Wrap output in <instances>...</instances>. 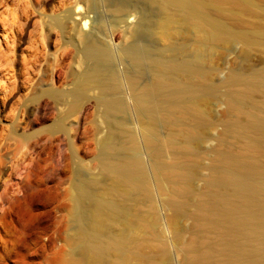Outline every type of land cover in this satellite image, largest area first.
Instances as JSON below:
<instances>
[{
  "label": "bare ground",
  "instance_id": "6f19581e",
  "mask_svg": "<svg viewBox=\"0 0 264 264\" xmlns=\"http://www.w3.org/2000/svg\"><path fill=\"white\" fill-rule=\"evenodd\" d=\"M70 1L73 4L71 8L65 4V7L69 6L66 10L58 7L59 10L56 8L54 12H47L43 7L35 6L31 0H19L15 7L18 5L20 15L17 13L19 10L11 9V18H8L11 19L9 30L15 34L12 35L11 47H8V53L0 49V54L7 56L6 65L16 63L24 43L21 35L29 33V26L34 28L30 31L31 39L39 36V32H42L39 30L43 29L45 36L41 35L49 44L51 34L58 31L63 44L75 49L77 54L72 64L77 70L72 72L73 88L58 89L55 81L37 80L30 86L35 96L26 105V115L37 118L44 116L49 108L61 107L64 111L62 119L53 128L63 132H68L71 126L81 122L89 107L86 100L90 96L95 98L101 112L109 118L128 109L126 96L123 95V84L126 82L122 84L118 71L110 67L114 58L111 46L99 44L92 37L88 39L98 21L91 14L96 13L101 0ZM128 1L123 0L122 3L128 4ZM146 2L156 6L160 17L156 34L161 41L168 43L155 57L135 45L126 49L125 53L133 67L128 74V89L139 114L144 131L142 143L150 162L145 159L134 130L126 137V146L129 148L131 145L129 149L132 153L121 156L124 138L121 139L115 122L108 125L107 134L99 143L101 152L96 159L99 173L85 179L78 177L72 183V227L65 239L69 250L55 238V250L46 254L45 262L169 264L165 261L169 257L168 245L165 233L160 229L161 218L155 202L157 192L166 197L164 205L170 211L169 226L174 230L175 240L183 255L181 264H264V70H231L227 77L217 82L213 79L217 68L212 63L208 64L215 48L226 50L235 44L243 46L246 59L254 51L264 54V0ZM82 7L84 12H75ZM137 7L127 14L125 7L119 8L118 14L121 18L137 17L133 25L138 29L147 23L148 16ZM76 16H80L84 24L76 22ZM33 17L39 18V21H33ZM91 21L92 30L84 31L83 28L86 30ZM7 22L4 23L9 24ZM70 23L75 26H70ZM189 33L195 35L198 47L194 59L181 56L182 44ZM8 37L6 43H10ZM104 38L107 39L106 36ZM70 47L69 50L72 49ZM36 50L35 54L38 53ZM24 60L26 62L25 57ZM145 64L153 74L149 85L140 83ZM62 68L55 77L60 78ZM13 76L16 81L9 77L3 80L5 87L1 89L7 98L23 83L20 73ZM33 80L26 78L27 82ZM221 87L222 102L231 117L224 121L225 130L218 136L212 160L206 165L208 172L204 174L202 169L205 166L200 162L197 147L200 141L197 142V136L201 121L213 124L217 121L212 119L210 107H205L203 103H207L210 94L214 95ZM257 95L262 96L263 100ZM15 118L8 129L0 133L5 149V152L0 151V164L7 162L13 170L16 159L27 145L33 152L39 151L33 153L38 160L41 154V140H33L32 135L27 133L33 122L23 126L21 132L18 127H22L23 123ZM66 120L69 122L66 123ZM225 136L234 139L235 144L224 146ZM31 174L32 170L25 169L20 179H28ZM199 178L204 181L202 186L197 184ZM8 183L7 179L0 181V198ZM13 183L11 181L9 186ZM144 206L147 209H143ZM12 212L11 205V243L17 230ZM185 219L192 220L189 238L185 236ZM57 236L61 237L60 234Z\"/></svg>",
  "mask_w": 264,
  "mask_h": 264
},
{
  "label": "rangeland",
  "instance_id": "374dc122",
  "mask_svg": "<svg viewBox=\"0 0 264 264\" xmlns=\"http://www.w3.org/2000/svg\"><path fill=\"white\" fill-rule=\"evenodd\" d=\"M31 1L35 6L43 7L42 9H45L47 12H54L56 8L59 10L60 7L62 10H66L70 5L73 7V4H71L72 2L70 0ZM72 1L74 2V0ZM130 1H128V4L122 3L123 0L99 1V3H101L98 4V8L95 11L96 13H93L94 15L91 14V17L97 18L96 21L98 20L99 22H96L95 28L93 30L92 21L86 30L83 28V30L86 32H90L92 30V34L89 35L88 39L92 37V39L96 40L99 44L111 46L110 48L114 58L110 64V67L116 72L118 71L119 76L122 79V84L126 82L123 84V95L126 96V109H128L117 113L114 118H109L101 112L98 102L93 96L88 97L86 100V102L89 104V107L84 113L81 122L79 124H74L73 126L70 125L71 127L68 132H63L62 130L53 128V126L62 119L61 117L64 111L61 109V107L49 108L46 110L44 116L38 118L34 115H26V105L30 103L35 96L34 92L31 91L30 86H33V83H35L37 80H42L49 83L55 81V87L58 89L70 90L73 88L72 72H75L77 69L75 68V64L73 65L72 63L75 62L77 52L74 48H72V46L70 47L69 45L63 44L62 39L59 38L61 35L58 31H55L54 34H51V43L47 44L46 40L44 41L43 39L45 38V32L43 29H40L38 26L40 29L39 31H42L39 32L40 34L38 35L40 36L42 33L44 36H41L43 37L35 36L33 39H31L30 31H33L34 28L33 26L27 27L29 33L26 36H23L24 34L21 35L24 37V43L21 45V50L18 52L20 55L17 59V62L12 65L13 67L10 64L9 66L6 65V60H8L7 56L3 55L2 53L0 54V70H2L0 73V133L5 129H8L10 122H12L13 119L16 120L15 117H17V120H20V122L23 123L22 127H18L20 131H23V126H26L28 122H33V126L27 130V133L32 135L31 138L33 140H41V154L39 160L37 155H33L35 152H33L27 145L24 147L20 156H18L16 159L17 167H15L16 165L14 164V170L12 167L10 168V164L7 162L0 164V181L4 179H7L9 183H11V181L13 183L14 181L13 184H10L12 186H9L8 183V186L5 187L6 189L4 188L5 193L3 192L2 198H0V210L2 209L0 211V264H47L44 258L46 254H50L55 250L54 242H56V239H58V241L60 240L59 243L65 247L67 233L72 227V183L74 180L78 179V177L81 179L83 177V179H85L93 173H99L97 168L98 162L96 159L101 152L99 143L101 139L107 134L108 125L114 124L115 122L114 125H116V130H119V135L122 137L121 139L124 138L123 145L125 144V146L120 148L121 156L124 155V153L126 155L132 153V151L129 149L131 148V145L129 144L130 147H127L128 143L126 137H128L127 135H130L131 131L133 132L134 130V134L138 136L141 143V151H143L142 153L145 155L147 162H150V159L147 156L146 150L144 149L142 143L144 131L142 132L139 114L134 107V101L131 97L132 93H130L131 90H129L130 88L128 89V74L131 72L133 67L130 58L125 53V50L135 45L137 48L147 51V53L151 54L152 57H155L157 52L159 53L162 46L168 42L161 41L156 34V24L160 19L156 10V6L148 4L146 0ZM14 2L16 3L14 4ZM18 2L19 0H0V14H3L0 17L2 18L0 19V49L1 51L4 50L3 53L9 52L8 47H11V41L14 37H12V35H15L10 31L11 27H9V25H11V19L8 18H11L10 16L13 10H19L18 5L17 8L15 7ZM65 4L69 6L65 7ZM124 7H127L128 9H124ZM135 7L143 10L148 16L147 23L139 26L138 29L133 25L137 22V17L121 18L118 14L119 8L127 10L125 13L127 14L129 10H133ZM83 10L84 9L82 7L75 10V12L77 11L76 13H78L82 12ZM17 13L20 15V10L19 12L17 11ZM5 19H8L9 21L7 20V22ZM32 19H34L33 21L36 22L39 21V18L37 17H33ZM2 20L9 24H5L4 22L2 23ZM75 21L79 24H84V20H82L80 16H76ZM70 24V26L73 25L72 23ZM72 32L73 31H71V33ZM7 35L9 36L8 38L10 43H6ZM189 35V37L187 36L185 38V42H183L181 47V56L184 59H194L198 50L195 35L193 33H189ZM105 36L107 37L108 41L106 38H104ZM35 39L37 40L38 44L41 41L42 42L38 45L35 42ZM34 42L36 43V48L33 47ZM68 46L73 50H69ZM242 47L243 46L241 44H235L232 48L226 50L215 48L216 51L214 50V56L211 61L208 62V64L211 65L212 63V65H214L213 67L216 66L215 68H217V71L214 74L215 76L213 75L214 80L217 82L223 80L225 77H227L229 71L235 69L246 70L255 68L256 70H264V54L254 51L250 54L249 58L246 59L243 55L244 48ZM59 48L61 50H59ZM34 50L38 51V55L35 54L36 52ZM39 51L44 53L42 54ZM60 51L62 54H65L62 55ZM34 56H38L39 58ZM68 57L70 59H68ZM35 61L37 63H35ZM33 65H36L34 67L35 70L32 69ZM69 67H71V71L68 70ZM61 68L64 72H62L60 76L62 80L58 76V78L55 77V75L59 74ZM149 68L150 67H148L147 64H145L144 68H142V76L140 81L141 84H150L153 74ZM18 73H20L19 77L23 83L19 89H15V92H13L12 95L7 98L5 97L3 89H1L5 87L3 80H6L9 77L12 80L14 79L13 81H16V77L14 78L13 75ZM63 74H66V76ZM27 77L34 78V80L28 81V83L26 81ZM16 85H18V83ZM125 86L127 87L125 88ZM217 93L214 95L210 94L211 97L209 96V98L211 101L209 99L206 100L207 103H203L205 104V107H210L209 109L213 115L212 119L217 122L213 124L209 123L208 121H201L202 131L200 130L197 136V142H200H196L200 152V162L205 166V168L202 169V173L204 174L208 172L206 165H208L212 160L211 156L213 155L214 148L218 144V136L221 135L225 130L224 121L231 117V114L226 109L225 103L222 102V87ZM257 96L259 97L260 95ZM260 97L261 99L263 98L262 96ZM257 99L259 100L260 98ZM156 102L157 101H155V103ZM70 120L71 119H69V121ZM69 121L66 120V123ZM122 133L125 134V137ZM3 143V137L0 135V147L2 148L0 151L2 150V152H5V149H3ZM234 144L235 141L230 136L224 137V146H231ZM199 147H201V149ZM36 161H39V163L37 164ZM28 162H31V164L28 165ZM25 169L32 170V174L28 179H20V174ZM101 179H103V177ZM203 183V179L199 178L197 181L198 186H202ZM101 185L102 184L99 186ZM5 194L6 196H9L6 197ZM165 199L166 197L162 194H158L157 192L155 193V202L161 218L160 229L164 231L165 239L168 245L169 257L165 261H167L169 264H181L183 255L180 245L175 240L174 230L169 226L170 211L164 205ZM14 202H16V204H14ZM3 203L5 204V207L3 206ZM11 205L13 211L12 218L17 226V230H15L13 234V243H11ZM7 206L9 208H7ZM143 209H147V207L144 206ZM191 223V219H185L183 221L184 226L187 228L185 236L188 238L191 235ZM57 234H60L61 237L57 236ZM66 250H69L68 246L66 247Z\"/></svg>",
  "mask_w": 264,
  "mask_h": 264
}]
</instances>
